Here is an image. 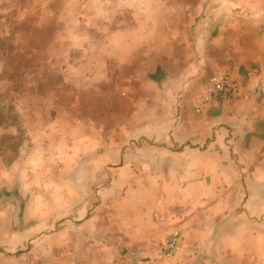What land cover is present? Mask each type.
Listing matches in <instances>:
<instances>
[{"label":"crops","instance_id":"0c3cea01","mask_svg":"<svg viewBox=\"0 0 264 264\" xmlns=\"http://www.w3.org/2000/svg\"><path fill=\"white\" fill-rule=\"evenodd\" d=\"M263 19L259 0H126V28L89 33L92 61L61 63L69 96L32 133L34 153L58 159L60 180L43 185L58 187L65 262L74 250L76 264H155L179 229L169 264H264ZM219 72L239 94L196 112ZM14 172L0 175V239L18 237L38 184Z\"/></svg>","mask_w":264,"mask_h":264},{"label":"rangeland","instance_id":"374dc122","mask_svg":"<svg viewBox=\"0 0 264 264\" xmlns=\"http://www.w3.org/2000/svg\"><path fill=\"white\" fill-rule=\"evenodd\" d=\"M98 26L126 28V0H0V175L5 178L15 170L23 176L27 171L30 180L38 182L15 225L18 237L1 236L0 264H68L59 247L58 229L66 223L58 187L50 195L52 190L43 185L60 180L58 159L34 153L43 140L32 131L58 109L50 102L59 93L69 96L68 90H58L59 67L92 61L91 52L98 48L89 33L100 32ZM259 31L264 32V19ZM123 44L126 41H116L115 46ZM71 252L69 264H76Z\"/></svg>","mask_w":264,"mask_h":264},{"label":"built area","instance_id":"2783aa9c","mask_svg":"<svg viewBox=\"0 0 264 264\" xmlns=\"http://www.w3.org/2000/svg\"><path fill=\"white\" fill-rule=\"evenodd\" d=\"M238 77L229 72H219L212 75L202 89L199 101L195 106L196 112H201L208 105H215L222 101L230 100L240 91ZM184 236L179 229L171 230L158 243L156 264H169L170 260L181 249Z\"/></svg>","mask_w":264,"mask_h":264},{"label":"trees","instance_id":"16d2710c","mask_svg":"<svg viewBox=\"0 0 264 264\" xmlns=\"http://www.w3.org/2000/svg\"><path fill=\"white\" fill-rule=\"evenodd\" d=\"M17 207L19 208L17 216L20 217L22 213V208H23V204L21 201L17 203Z\"/></svg>","mask_w":264,"mask_h":264}]
</instances>
